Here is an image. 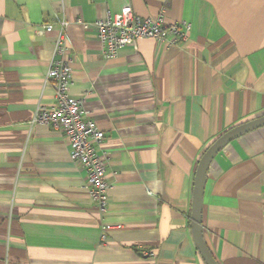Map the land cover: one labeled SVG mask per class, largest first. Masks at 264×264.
Segmentation results:
<instances>
[{"label":"crops","instance_id":"1","mask_svg":"<svg viewBox=\"0 0 264 264\" xmlns=\"http://www.w3.org/2000/svg\"><path fill=\"white\" fill-rule=\"evenodd\" d=\"M125 6L187 22V39L139 38L104 58L93 22ZM60 19L71 93L104 133L102 216L67 136L32 121L54 102ZM262 115L264 0H0V264H204L190 228L196 164ZM201 222L218 264H264V126L210 162Z\"/></svg>","mask_w":264,"mask_h":264},{"label":"built area","instance_id":"2","mask_svg":"<svg viewBox=\"0 0 264 264\" xmlns=\"http://www.w3.org/2000/svg\"><path fill=\"white\" fill-rule=\"evenodd\" d=\"M57 24L59 30L53 43V57L45 76L53 89L54 102L49 107L39 106L32 121L49 124L67 136L70 158L84 170L86 189L96 211L102 216L107 210L108 183L105 179V154L97 147L101 145L104 133L87 116L83 100L71 93L73 80L70 63L73 55L66 33L69 23L60 19ZM93 26L102 45L103 57L109 59L139 38H154L168 44L184 42L190 25L185 21L166 24L162 13L156 17H140L125 6L118 13L96 19ZM51 30L52 24L43 25L42 32ZM104 236L102 234L101 238Z\"/></svg>","mask_w":264,"mask_h":264},{"label":"water","instance_id":"3","mask_svg":"<svg viewBox=\"0 0 264 264\" xmlns=\"http://www.w3.org/2000/svg\"><path fill=\"white\" fill-rule=\"evenodd\" d=\"M261 126H264V115L230 127L229 129L221 133L218 137H216L198 159L193 179L192 202L190 210V228L194 244L204 264H218L217 260L206 244L201 222L204 185L206 181L208 166L215 155L229 141Z\"/></svg>","mask_w":264,"mask_h":264}]
</instances>
